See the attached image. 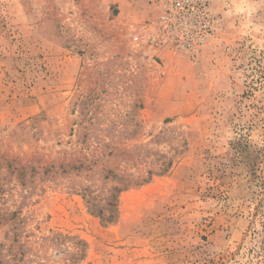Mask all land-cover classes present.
Instances as JSON below:
<instances>
[{
	"label": "rangeland",
	"instance_id": "rangeland-1",
	"mask_svg": "<svg viewBox=\"0 0 264 264\" xmlns=\"http://www.w3.org/2000/svg\"><path fill=\"white\" fill-rule=\"evenodd\" d=\"M181 2L0 0V264H264V0Z\"/></svg>",
	"mask_w": 264,
	"mask_h": 264
},
{
	"label": "built area",
	"instance_id": "built-area-1",
	"mask_svg": "<svg viewBox=\"0 0 264 264\" xmlns=\"http://www.w3.org/2000/svg\"><path fill=\"white\" fill-rule=\"evenodd\" d=\"M203 0H182L181 3L170 8L165 15H163V24H169L172 19L176 23L182 25L184 35L179 39L178 45L181 49H188L194 44L198 43L208 32V14L206 5L202 3ZM182 11V13H181ZM184 36H186L184 38Z\"/></svg>",
	"mask_w": 264,
	"mask_h": 264
},
{
	"label": "trees",
	"instance_id": "trees-1",
	"mask_svg": "<svg viewBox=\"0 0 264 264\" xmlns=\"http://www.w3.org/2000/svg\"><path fill=\"white\" fill-rule=\"evenodd\" d=\"M262 184H264V180L262 181Z\"/></svg>",
	"mask_w": 264,
	"mask_h": 264
}]
</instances>
